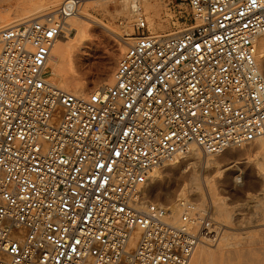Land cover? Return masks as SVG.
Segmentation results:
<instances>
[{"label": "built area", "instance_id": "2783aa9c", "mask_svg": "<svg viewBox=\"0 0 264 264\" xmlns=\"http://www.w3.org/2000/svg\"><path fill=\"white\" fill-rule=\"evenodd\" d=\"M101 1L0 31V264H190L223 225L194 203L167 222L153 171L191 146L264 140V0H172L191 26L169 37L139 16L111 86L72 94L49 80L51 53L66 19Z\"/></svg>", "mask_w": 264, "mask_h": 264}, {"label": "bare ground", "instance_id": "6f19581e", "mask_svg": "<svg viewBox=\"0 0 264 264\" xmlns=\"http://www.w3.org/2000/svg\"><path fill=\"white\" fill-rule=\"evenodd\" d=\"M21 1L22 0H20V2ZM120 1L122 11L129 15L130 21H137V17L139 16L146 17L149 25L148 30L153 35H162L165 37H169L178 35L185 31L184 29L182 31L174 32L169 35L156 34V30L159 28L157 27L158 16H156V9L158 6L162 5V0ZM108 2L110 1L108 0ZM111 2H113V0H111ZM66 3L67 0H23L22 5L20 4L18 8L10 11L8 10V13H5L6 16H0V31L25 25L32 21H41L43 19L42 17L55 12L57 9L56 8L52 12L49 11L50 13L40 15L43 12V7L51 8L58 4H61V6H63ZM95 3L97 4L99 2H94V4ZM94 4L90 6V9L95 8V6H93ZM38 5L41 6L38 7ZM86 5L88 4L82 5L79 8L77 14L66 19V36H63L55 44L51 53L52 58L48 65L51 72L49 80L61 89L76 95H86L101 88H107L111 86L114 79V73L113 75H111L113 65L112 63L105 64L102 68L100 65H98L97 62H95V58L94 60L92 58L94 56V52L100 50L105 42L107 43L108 38L106 36L107 34L101 29V24L95 22V19L91 18L89 15L87 16L86 14L81 13L83 6ZM98 8H104V5ZM94 10L96 11V9ZM3 11L5 12L6 9H4ZM72 32H75L74 36L71 35ZM134 39L135 38H133L132 40ZM258 42L259 46L257 60L260 70L264 75V38L259 37ZM131 44L132 43H130L129 45ZM124 45L125 46L119 44L116 48L114 47L115 49L113 50V53H115V55H119L120 53L125 52V48H128L129 45L126 42H124ZM53 57H55L56 59H53ZM86 63H89L91 69H86ZM95 69L98 71L94 72ZM54 77L59 78L60 82L57 83V80ZM89 86L91 87L89 88ZM262 140L263 139L254 142L255 144L250 146V150H260L264 145V142ZM237 149L238 148H230L223 151L219 155L205 154L206 159H204L206 169L204 177L201 178L196 170L198 167H200V164L203 161L201 159L202 152L198 148L191 146L181 156L166 161L159 168L153 171L152 178L150 179L148 185V197L150 201L166 208L167 215L165 216V220L172 224H177L179 222L181 215L183 214L184 206L191 203H194L199 211H203V209H206L207 207L211 208L213 215L218 220H229L230 226H233L238 230H241L243 227L245 228L253 224L254 217L256 216V214H258V211L262 212L264 215V207H262L263 205L259 204V201L256 202L254 197L253 201H255L256 203L249 201L248 196L247 213H243L242 210H238L239 213L235 215V212L237 211L234 210L235 207L232 206V204L229 205L225 198H220L218 195L212 192V179L214 178H210L209 176H207V169L212 168L211 166H215L214 168H217L219 170L222 169L218 166L220 165V163L216 161L215 157H225L226 155V158L224 160L226 166L224 167V170H222V173H231L228 181L230 186L232 187V191L242 194L244 192L243 186L245 184V181L249 182L252 181V179H259V181H261L264 185V169L261 168L258 163L255 162V160L252 162V171L254 172V175L252 177H247L244 172L239 174V166L233 163L236 160H233L231 162L233 163V165L229 166L231 164L229 163V161L233 159L232 156L236 155L234 154V152ZM190 161H192V163H189L191 165L189 169L196 168V170H194L197 173L196 176H194L195 174L190 175L191 172L190 174H186V172L182 171V165ZM234 176L235 180L232 181V177ZM236 236L239 235L234 232H225L214 249H210V247L203 245L198 246L192 256L190 264H233L236 260L239 259L245 260V263H247V261H251V259L253 258V254L251 253V251H249L250 249L244 250L241 248H237L241 246L243 242L241 243L239 240H236Z\"/></svg>", "mask_w": 264, "mask_h": 264}, {"label": "rangeland", "instance_id": "374dc122", "mask_svg": "<svg viewBox=\"0 0 264 264\" xmlns=\"http://www.w3.org/2000/svg\"><path fill=\"white\" fill-rule=\"evenodd\" d=\"M109 1L111 2V0ZM19 2L20 0H0V16L1 15L6 16V14L8 13V10L10 11L15 8H18L20 4L22 5L23 0L20 3ZM110 2H108V0H104V2L101 1L97 4L96 3L88 4L86 6H83L81 13L86 14L87 16L89 15L91 18L95 19V22H98L99 24H101L100 25L101 29L107 34L106 35L108 38L107 43L105 42L103 47H101L102 50L100 49L98 50L99 52L98 51L94 52V56L92 58L93 60L95 58L96 60L95 62H97L98 65H100L102 68H103V65L112 63L113 65H112L111 75H113L115 68L117 66V63L119 61V58L124 53L123 52V53H120L119 55H115V53H113L114 52L113 50L119 44L122 46H125L124 42H126L128 45L130 43H133L134 40L132 39L138 35V32L135 30L136 20H131V21L129 20L130 18L129 15L122 11V6L120 4L121 1L113 0V2L111 3ZM92 4H94L93 6H95L94 9H96V11L94 9H90V6ZM102 4L104 5V8H98V7L103 6ZM161 4L162 5L158 6L156 9V16H158L157 18L159 21V22L157 21L158 25L157 23L156 25L157 27L160 28L156 30V34L169 35L174 32L187 29L188 27L191 26V23L189 21L190 18L188 16L190 13V10L187 7V5L181 4L180 2H177V1H172V0H162ZM40 6L41 5H38V7ZM60 6L61 4H58L51 8L43 7L42 8L43 12L40 15L50 13L49 11L52 12L56 8L58 9ZM4 9H6L5 12L3 11ZM2 12L3 14H5L6 12L7 13L3 15ZM183 15L185 16V19L184 18L182 19ZM41 19H38V20H41ZM145 20H146V17H145ZM160 25L164 30L160 27ZM148 28H149V25H148ZM71 35L74 36L75 32H72ZM125 49L127 50V48ZM54 58L55 57H53V59ZM86 69H91V66H89V63L88 64L86 63ZM95 70L94 72L98 71V70L96 71ZM54 78L57 80V83L60 82L59 78L57 77H54ZM90 87L91 86H89V88ZM262 141L264 142V140ZM253 144L255 143H251L250 145H247L246 147L238 148L234 152V154L236 155L232 156L233 159L229 161V163H231L233 160H236L233 163L239 166V169H240L239 174L244 172L247 177H252L254 175V172L252 171L253 169L252 162L254 160L255 162L258 163V165L261 168L264 169V145L262 147L263 149L261 148L258 151H252L250 150V146H252ZM201 156H202L201 159L203 161L201 162L200 167H198L197 170L196 168H191L192 170L189 169L191 167L190 164L192 163V161H190V162L184 163L185 165L184 164L182 165V171L186 172V174H190L191 172L190 175L195 174L194 176H196L198 173L201 178L204 177L205 169H206V164H205L206 155L202 152ZM225 158H226V155L225 157L224 156L215 157L216 161L220 163V165L218 166L222 168V169L220 168L221 170L214 168L215 166H211L212 168L207 169L208 170L207 176H209L210 178H214L212 179L213 180L212 188H211L212 192L218 195L220 198H225V200L227 201L229 205L232 204V206L235 207V209L234 208L233 209L237 210L235 212V215L239 213L238 210H242L243 213H247V209H248L247 197L248 196H249L248 197L249 201L254 202V203L259 201L258 203L263 205L262 207H264V185L262 184L261 181H259V179H252V181H249V182L245 181V184L243 186L244 192L242 194L236 193L231 190L232 187L230 186L229 181H228L231 173L230 172H225V174L222 173V170H224V167L226 166V163L224 161ZM233 163H231L229 166H232ZM194 170H196L197 173ZM234 180H235V176L232 177V181ZM253 197L255 198L256 202L253 201L254 200ZM216 220L223 225V234L225 232L227 233L234 232L239 235V236H236V240H239L241 243L242 242L245 243V244L242 243L241 246L237 248L239 249L241 248L244 250L250 249L249 251H251V253L253 254L254 259L252 258L251 261H247V263H245L244 262L245 260L239 259V260H236L233 264H239V263L240 264H264V215L262 212L258 211V214H256V216L254 217V221H253L254 223L247 226L248 228L243 227L241 230H238L235 227L230 226L229 220L221 221V220H218L217 218ZM214 248L215 247L213 248L210 247V249H214Z\"/></svg>", "mask_w": 264, "mask_h": 264}]
</instances>
